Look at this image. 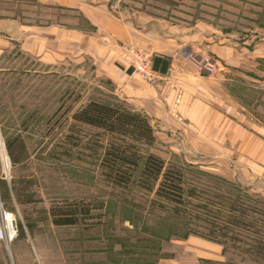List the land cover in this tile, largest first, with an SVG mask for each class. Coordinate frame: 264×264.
<instances>
[{
    "label": "rangeland",
    "instance_id": "obj_1",
    "mask_svg": "<svg viewBox=\"0 0 264 264\" xmlns=\"http://www.w3.org/2000/svg\"><path fill=\"white\" fill-rule=\"evenodd\" d=\"M13 2L20 20L43 10ZM118 6L135 24L233 48L238 63L227 89L251 115L252 135L264 140V0H121ZM1 7L6 14L9 3L0 0ZM93 71L88 62L45 66L17 48L0 57V204L14 213L19 230L13 242H0L8 264H17L15 251L26 253L24 264H264V178L235 155L228 162L191 159L155 137L150 147L134 144L143 159L137 170L125 165V176L132 173L127 183L110 178V145L133 144L74 117L90 102L140 113L107 93ZM149 155L165 171L179 169L180 195L163 194L162 179L142 178ZM65 215H74L75 224H54Z\"/></svg>",
    "mask_w": 264,
    "mask_h": 264
},
{
    "label": "crops",
    "instance_id": "obj_2",
    "mask_svg": "<svg viewBox=\"0 0 264 264\" xmlns=\"http://www.w3.org/2000/svg\"><path fill=\"white\" fill-rule=\"evenodd\" d=\"M11 1L6 0L7 13H0V57L17 48L45 66L88 62L105 91L146 117L155 137L171 150H182L191 159L221 162L232 161V154L264 178V140L252 135L251 115L247 119L244 106L227 89L235 82L232 68L238 63L232 60L233 48L199 45L182 39L174 29L135 24L119 8L121 0H28L43 8L28 20L19 19L17 3L11 6ZM128 46L151 58H165L166 71H155L161 79L147 83L132 74L121 58ZM185 54L192 60L183 63ZM23 254L13 252L14 262L24 264ZM0 262L8 264V256L1 253Z\"/></svg>",
    "mask_w": 264,
    "mask_h": 264
},
{
    "label": "trees",
    "instance_id": "obj_3",
    "mask_svg": "<svg viewBox=\"0 0 264 264\" xmlns=\"http://www.w3.org/2000/svg\"><path fill=\"white\" fill-rule=\"evenodd\" d=\"M168 63L169 62L165 58H152V70L164 73L168 67ZM74 118L88 126L105 130L117 137H122L124 140L126 139L133 144L130 146L128 142L123 141L126 143V148L123 149L121 147H115V145L112 144L110 145L109 153H107V155L111 157L110 161L106 160V168L109 172V176L113 178L114 182L119 184H121L120 182L127 183L132 175V173H129L128 176H125L123 171L125 165L129 164L134 170L138 167L140 160L143 159V156L139 153L134 144L150 147L155 142V131L146 117L129 111H121L107 104L90 102L77 113ZM131 148L136 149V154H138L136 158L134 154H130ZM7 150L13 158V152L9 144L7 145ZM12 160L15 162V158ZM141 174L142 178L147 179V181L157 182L159 179H162L160 190L163 194L170 197L171 194L180 195L181 173L179 169L169 166L165 171L164 162L160 158L154 155L147 156L142 163ZM147 184H149V182H147ZM70 215H65L58 219L56 218L54 224L74 225L76 219L74 215Z\"/></svg>",
    "mask_w": 264,
    "mask_h": 264
},
{
    "label": "built area",
    "instance_id": "obj_4",
    "mask_svg": "<svg viewBox=\"0 0 264 264\" xmlns=\"http://www.w3.org/2000/svg\"><path fill=\"white\" fill-rule=\"evenodd\" d=\"M123 59L128 64L132 74L137 75L147 83H155L161 77L152 70V58L135 47H128L123 52ZM191 55L185 54L183 63L191 61ZM181 92H178L180 98ZM18 237V223L12 211L6 210L0 204V242L9 244Z\"/></svg>",
    "mask_w": 264,
    "mask_h": 264
},
{
    "label": "bare ground",
    "instance_id": "obj_5",
    "mask_svg": "<svg viewBox=\"0 0 264 264\" xmlns=\"http://www.w3.org/2000/svg\"><path fill=\"white\" fill-rule=\"evenodd\" d=\"M7 165V164H6Z\"/></svg>",
    "mask_w": 264,
    "mask_h": 264
}]
</instances>
